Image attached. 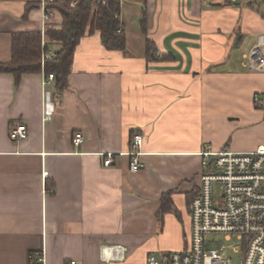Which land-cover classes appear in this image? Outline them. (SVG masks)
<instances>
[{"label": "crops", "instance_id": "1", "mask_svg": "<svg viewBox=\"0 0 264 264\" xmlns=\"http://www.w3.org/2000/svg\"><path fill=\"white\" fill-rule=\"evenodd\" d=\"M120 19L126 48L84 35L60 90L43 72L17 86L0 72V264H32L38 251L46 264H146L158 223L175 248L189 236L206 146L264 144V71L244 58L264 32V0H122ZM43 26L39 0H0V61L12 32ZM17 123L28 129L19 141ZM133 131L144 137L136 171L119 154Z\"/></svg>", "mask_w": 264, "mask_h": 264}, {"label": "built area", "instance_id": "2", "mask_svg": "<svg viewBox=\"0 0 264 264\" xmlns=\"http://www.w3.org/2000/svg\"><path fill=\"white\" fill-rule=\"evenodd\" d=\"M52 1L39 0L44 22L41 32L43 46L47 42L48 5ZM50 57L51 52H43V68L45 59ZM244 58L251 70L264 71V32ZM43 75L45 80L54 79L53 73L43 72ZM254 97L259 102V96L255 94ZM27 134L24 123H17L9 129V136L15 141ZM82 141L83 133L75 132L73 143L79 145ZM143 141V134L134 132L128 151L119 153L129 157L132 171L144 165L140 159ZM104 155L105 165L114 163L113 153ZM201 156L199 190L190 206L189 247L165 254L160 259L149 255L146 264H264V144L247 151L227 147L216 150L208 145ZM215 184L219 185L217 195L214 193ZM109 248L113 247H103L102 251ZM32 260V264H46L43 251L35 252ZM64 264L78 262L68 259Z\"/></svg>", "mask_w": 264, "mask_h": 264}, {"label": "trees", "instance_id": "3", "mask_svg": "<svg viewBox=\"0 0 264 264\" xmlns=\"http://www.w3.org/2000/svg\"><path fill=\"white\" fill-rule=\"evenodd\" d=\"M54 0L49 3L50 16L46 22L48 40L61 43L59 49L46 58L43 68V52L48 51L47 44L42 45L41 31H18L11 33V57L0 61V72L10 73L17 86L26 73H53L57 89L67 85V75L74 60L75 48L81 38L95 31L100 32L104 45L109 49L122 50L126 48L127 37L120 19L122 0ZM59 15L60 20L52 18ZM144 21V20H143ZM120 29V30H119ZM143 30L146 27L143 22ZM147 57L152 58L154 50L152 42L147 39ZM137 131H133L132 134ZM193 194L190 200L198 192ZM168 193L163 196L161 212L167 210Z\"/></svg>", "mask_w": 264, "mask_h": 264}, {"label": "rangeland", "instance_id": "4", "mask_svg": "<svg viewBox=\"0 0 264 264\" xmlns=\"http://www.w3.org/2000/svg\"><path fill=\"white\" fill-rule=\"evenodd\" d=\"M259 127H256L255 129L258 130ZM259 131V130H258ZM258 134H260V136H264V132H259ZM200 174L201 171L198 174V178L195 179V182L198 181V185H200ZM199 188V186L197 187V189ZM214 193L215 195H217L219 193V185L215 184L214 185ZM163 229H161L162 227ZM158 231L157 233L154 234V242H156V246L154 248H152V250H150L148 252V256L149 255H154L155 257H157L158 259H160L163 255L165 254H170L174 251H181V250H186L189 247V236L183 235L181 237V241L183 243V246L181 248H175L174 245L177 242V237L176 236H172V234H170L166 229H164V224L163 223H158ZM219 237V236H217ZM221 240H223L222 237Z\"/></svg>", "mask_w": 264, "mask_h": 264}]
</instances>
